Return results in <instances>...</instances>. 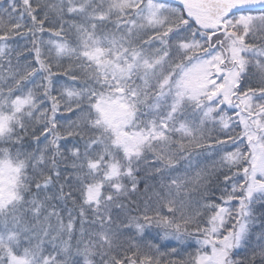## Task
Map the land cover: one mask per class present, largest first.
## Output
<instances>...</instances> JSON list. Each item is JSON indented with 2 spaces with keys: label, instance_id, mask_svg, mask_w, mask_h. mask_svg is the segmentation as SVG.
Listing matches in <instances>:
<instances>
[{
  "label": "snow or ice",
  "instance_id": "6c2138e0",
  "mask_svg": "<svg viewBox=\"0 0 264 264\" xmlns=\"http://www.w3.org/2000/svg\"><path fill=\"white\" fill-rule=\"evenodd\" d=\"M0 264H264V0H0Z\"/></svg>",
  "mask_w": 264,
  "mask_h": 264
}]
</instances>
